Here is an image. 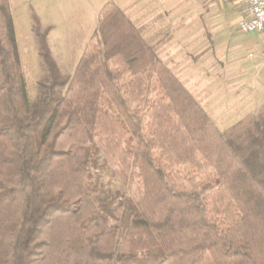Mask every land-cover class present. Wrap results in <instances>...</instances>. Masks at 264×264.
Here are the masks:
<instances>
[{"label":"trees","instance_id":"obj_1","mask_svg":"<svg viewBox=\"0 0 264 264\" xmlns=\"http://www.w3.org/2000/svg\"><path fill=\"white\" fill-rule=\"evenodd\" d=\"M50 29L32 101L0 0V264H264V111L219 129L112 0L71 73Z\"/></svg>","mask_w":264,"mask_h":264},{"label":"rangeland","instance_id":"obj_2","mask_svg":"<svg viewBox=\"0 0 264 264\" xmlns=\"http://www.w3.org/2000/svg\"><path fill=\"white\" fill-rule=\"evenodd\" d=\"M102 1L8 0L32 101L46 75L31 31V14L51 27L47 36L51 54L63 72L71 73L96 27ZM128 4L125 14L141 36L219 129L227 130L260 113L254 115L257 102L264 99L260 96L264 59L257 58V38L237 28L238 0H129ZM103 177L110 179L112 188L121 187L110 174Z\"/></svg>","mask_w":264,"mask_h":264},{"label":"built area","instance_id":"obj_3","mask_svg":"<svg viewBox=\"0 0 264 264\" xmlns=\"http://www.w3.org/2000/svg\"><path fill=\"white\" fill-rule=\"evenodd\" d=\"M241 5V16L237 28L243 33L256 32L262 38L257 56L264 59V0H238ZM249 56H252L249 53Z\"/></svg>","mask_w":264,"mask_h":264},{"label":"crops","instance_id":"obj_4","mask_svg":"<svg viewBox=\"0 0 264 264\" xmlns=\"http://www.w3.org/2000/svg\"><path fill=\"white\" fill-rule=\"evenodd\" d=\"M104 1V0H103ZM101 2L102 4H101V6L106 2V1H108V0H106V1H104V2ZM112 1H114L116 4H118L121 8H122V10H124V12L126 13L127 12V9L126 8H128L129 7V4H128V1L129 0H112ZM101 6L98 8V11H97V14H98V12H99V10H100V8H101ZM127 14V13H126ZM129 17V16H128ZM130 18V17H129ZM96 20H97V18H96ZM134 23V22H133ZM245 34H247V35H253V36H255V38H257V47H259V49H260V47H261V44H262V38H261V36L258 34V33H256V32H250V33H245ZM157 45V44H156ZM259 51V50H258ZM257 51V52H258ZM82 52V51H81ZM81 54V53H80ZM256 55H257V53H256ZM160 57V56H159ZM161 58V57H160ZM257 58H258V56H257ZM162 60V59H161ZM258 60H260L259 58H258ZM254 63V62H253ZM262 68V67H261ZM262 71L261 72H264V67L261 69ZM177 76V75H176ZM261 94L263 95V97H264V89H261V92H260V96H261ZM263 100V101H262ZM264 99L262 98V99H260V101H258L257 102V105H256V107H255V109L257 110V111H255V113H254V115H256L257 113H259V111L260 112H262V111H264ZM254 111V110H253ZM247 113H249L248 111H246V112H244L242 115H245V114H247Z\"/></svg>","mask_w":264,"mask_h":264}]
</instances>
